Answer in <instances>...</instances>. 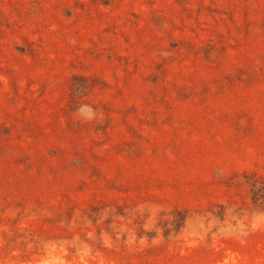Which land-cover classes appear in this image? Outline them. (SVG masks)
Instances as JSON below:
<instances>
[{
	"label": "rangeland",
	"instance_id": "1",
	"mask_svg": "<svg viewBox=\"0 0 264 264\" xmlns=\"http://www.w3.org/2000/svg\"><path fill=\"white\" fill-rule=\"evenodd\" d=\"M0 264H264V0H0Z\"/></svg>",
	"mask_w": 264,
	"mask_h": 264
}]
</instances>
